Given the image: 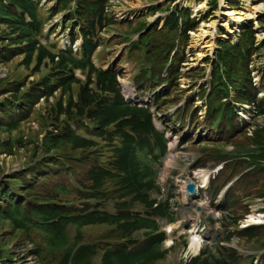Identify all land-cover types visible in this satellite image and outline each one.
<instances>
[{
    "label": "rangeland",
    "instance_id": "rangeland-1",
    "mask_svg": "<svg viewBox=\"0 0 264 264\" xmlns=\"http://www.w3.org/2000/svg\"><path fill=\"white\" fill-rule=\"evenodd\" d=\"M131 1V0H129ZM155 1H162V0H151ZM230 0H197L198 8L196 11L204 9L206 11L205 17L199 22L197 28L194 30V34L188 39V45L186 46V50L184 52V57L187 59L183 61L181 64L182 66V78L180 79L179 84L183 85L184 87L180 86V90L184 89H191L194 87V91L192 93H188L184 98L180 95H175V99L172 101H166L161 106V110L164 113H159V115L163 114H173L174 112H178L180 109L185 108L186 111H200L204 113L206 107H210L212 105L209 96L210 90L208 89L206 94L203 96L200 95L199 90L203 87L204 84L209 82L211 79L209 77H204L203 79L198 80V77L202 76L206 72V69L210 66V64L203 65L202 61H197L195 59L196 56H203L205 51L199 48H195L196 42L200 41L202 46L201 48H205L204 46L207 43V37L201 36L202 34H207V32H212L214 29H211L216 24H220L221 28H223L224 34L221 35L219 38L222 40V44H227V41L232 39V41H236V39L240 36H245L247 32L243 33V30H251L254 33V37L246 41V44H249L255 47V50L258 52H264V0H235L232 2V8L229 6ZM229 2V3H228ZM129 3L126 1L124 5H122L121 9H129ZM222 9L220 10V7ZM114 7H119L118 5H114ZM112 7V8H114ZM201 8V9H199ZM258 8V9H257ZM233 11L243 13L246 17L239 18L237 22L233 23L230 20V15L228 13H232ZM257 10V11H256ZM250 16V18H247ZM220 18V19H219ZM248 21L250 23H244V21ZM120 24L112 25L105 28L103 31H99L103 38H119L120 36L117 33L120 32L121 28L119 27ZM227 25H230V28H227ZM6 27L0 26V36L5 32ZM201 30V31H200ZM7 35L9 33H6ZM1 40V39H0ZM210 45V44H208ZM1 46V41H0ZM190 48V49H189ZM224 50V49H223ZM226 53V52H225ZM109 53L102 52L98 57L100 61H103L107 58ZM194 54L196 56H194ZM191 57V58H190ZM21 57H15L7 64L0 63V99L5 98L8 96L9 88H8V81L13 82L17 81L20 82L19 88L21 92H24L27 88L31 86V82L38 79V75H34L33 77L30 75V72L26 70L21 62ZM233 62L235 60L232 59ZM259 63L264 64V53L256 56H253L250 59L249 63V71L250 76L252 79V84L256 88L260 86L261 77L257 73V69L259 68ZM123 64V63H121ZM31 67L33 65L30 64ZM46 71H44L45 73ZM195 73H197L195 75ZM221 71L217 70L216 74H220ZM228 75V74H227ZM232 93L227 92L216 98V101L222 107H218L216 110V115L212 116L211 125L209 128V134H214L212 130L214 126H219V122L224 117V114L229 113L234 115V109L237 105L232 104ZM263 95H258V98H261ZM181 98V99H180ZM56 98L47 100H41L38 104L39 106L36 107L35 111L31 115L32 121L31 123L27 124L25 128L21 130L20 133L18 132H9V127L3 125L0 128V140H4V146L0 148V181H4L5 179H14L16 178L17 171L22 169L24 165L32 160H36L38 157L42 156L41 154V145L36 147L39 142L40 136L46 126H48L51 113H49L50 107L55 103ZM179 101V102H178ZM173 102H178L174 107L167 108L169 104ZM239 105L246 103H238ZM120 105L115 107H108L106 111V115H108L112 110L119 108ZM167 108V109H166ZM157 109L156 111H159ZM251 112V109H250ZM252 114V112H251ZM253 115V114H252ZM188 117H186L187 119ZM261 122V120H259ZM171 135L170 140L173 143L179 142V136H176L174 139V133L169 130ZM10 138L11 141H8L5 145V141ZM24 138V142L26 145L22 144V140ZM190 140V141H189ZM219 139H208L202 138L194 139V137H188L184 140L180 141L178 152L176 153H168L165 159H159L156 161V166L151 163V161L146 157V152L143 148L136 149V159H138L141 164H145V168L142 165H137V170L134 172L137 176H147L145 184H149L150 179L153 178L155 182V175L159 168V175H158V184L161 188L162 196H161V203L169 207H177V214L180 211H193L196 202L198 205H203L205 202L194 200L193 197L185 198L183 197L184 187L190 182H196V179H200L204 174H212L209 172V169L213 168V164L210 162L212 158V152L208 151L205 147L206 144L213 142V143H220ZM15 143L12 145V142ZM246 141L244 137H238L235 139L234 142H243ZM98 146L100 147L101 144L99 141ZM185 144V145H184ZM228 151H231V148H227ZM57 151H60L62 156L68 158L69 160L75 157L80 156L81 161H88L90 160L89 156L91 155H100L102 152V147L96 153H90V151L82 150L80 153L77 150H71V147L66 143L62 144L58 148L51 150V153L54 154ZM233 151V148H232ZM95 156V157H96ZM128 159L130 160V156L128 155ZM192 163V165H190ZM190 165V166H188ZM158 167V168H157ZM194 170V172H193ZM22 171V170H21ZM235 174L240 173L241 169L235 168L233 171ZM148 173L150 174L148 176ZM227 175V174H225ZM228 175H231L228 174ZM263 174L257 175L260 181L263 180ZM223 172L220 173L215 182L219 181V186H223L225 183V178L223 177ZM258 179H256L257 181ZM237 181H233L236 183ZM250 183H252V179H250ZM138 185V183H135ZM154 184V183H153ZM256 182L253 184L255 185ZM152 185V184H151ZM139 186V185H138ZM183 187V189H182ZM234 188V186H233ZM231 188L228 192L232 191ZM252 186L249 184L248 186H242L233 194L234 200H239V205L242 204V201L247 202L251 198V191ZM221 189H219L220 191ZM64 199L68 200H75L73 196H65L62 195ZM155 197V196H154ZM26 200V198H25ZM185 200V201H184ZM20 202V201H19ZM231 203V202H229ZM111 205V204H109ZM237 205V208H239ZM228 204L215 211H211V209H206V214L208 219L215 221L217 219V223H214V228L217 226L219 229H226L227 223L233 221L234 213L236 211V207L233 206L232 209H227ZM238 214H241V210H237ZM101 226H96L95 229H84L83 233L87 239V231L94 232L100 229ZM16 230L12 227H0V258H8L5 259V264L16 263L17 264H50L47 260L48 254L45 253L44 255L37 256L35 258L32 255V249L30 248L28 240L24 236L17 237L15 234ZM214 231L210 232L209 236H213ZM108 234V233H107ZM111 234V233H110ZM109 234V235H110ZM36 235V233H35ZM264 235V234H263ZM26 237H30V235H25ZM222 238V237H220ZM176 241L180 245H187L190 244V240L186 238H176ZM244 241V240H242ZM43 245V238L41 234H38L37 237V247H41ZM248 243H244V246H247ZM213 245H208V253L204 256L198 257L196 259L197 264H201L200 261L205 259L206 261L210 262L216 258H218L217 248L212 247ZM26 256L21 257L22 253L25 250H28ZM8 250V251H6ZM206 250V251H207ZM134 255L131 258L125 260L126 264H134L135 257ZM112 258H116L113 264H120L123 260L119 259L118 255H113ZM51 258H49L50 260ZM16 260V261H14ZM23 260V261H22ZM92 263L98 262V257L94 256L92 258ZM111 264V262H110Z\"/></svg>",
    "mask_w": 264,
    "mask_h": 264
},
{
    "label": "trees",
    "instance_id": "trees-1",
    "mask_svg": "<svg viewBox=\"0 0 264 264\" xmlns=\"http://www.w3.org/2000/svg\"><path fill=\"white\" fill-rule=\"evenodd\" d=\"M17 1H18L17 3H19L23 8H25L31 15L33 14L34 12L33 5H30V7H28L27 5L28 2L30 3L29 0L27 1L17 0ZM105 2L106 0H80V8L82 10L83 15L94 21L97 19V14L103 12ZM0 7L6 9V7H4L3 0H0ZM4 19L6 24L5 26L6 30L2 34L1 40L6 41L8 45L13 46L14 48L12 51H9V48L5 50L2 49V51L0 52V62L7 63L9 59L13 58L15 55L24 54L25 56L24 64L28 66L30 63V57L34 47L33 41L31 40V32L29 30L30 27L27 24H25L21 19H18L17 17L12 16L10 14H4ZM6 33L9 34L7 35ZM24 41L28 43L26 46L21 47ZM42 56L43 53L41 52V58ZM41 58L39 61V65L41 62ZM67 66L68 65L65 64L62 59H60L56 73L51 76L53 78L57 77V81H58L57 85L53 86L54 82H52L51 79H46L40 82V84L45 87V91L43 95H45L46 97L52 96L53 92L57 91V89H59L60 87L62 88L61 89L62 95H66L70 93V86L73 81V78L71 75V69L70 67L69 69H67ZM26 69H28V67ZM113 81L114 79L111 76H108L106 74L98 75V87L100 88L99 94H93L88 90L87 86L83 87L79 93V99L81 102V104L78 107L79 113H81L83 110L80 107L81 105H85L87 108L96 109L99 103V109L96 112H94V114L91 115V117L99 120L101 124L112 121L115 117H117L121 113L129 112V114L133 115L132 122L134 123V125L149 130L150 118L148 114L143 110L140 109L133 110L125 106H120L119 108L112 110L108 115H106V111L108 107H115L121 104L118 96L116 98V101L108 100V99H112L113 97H110L111 94L113 92H116L115 91L116 88L114 87L115 85ZM243 98L247 99L251 104H255V101H253L250 96V91H247L243 95ZM60 104L61 103H59V105ZM259 111H263V108H259ZM62 113H64V111L60 112V114ZM66 114L70 116L69 111H66ZM10 126H12V124H10ZM120 127L121 124H118V128ZM46 141L49 143L48 147H54V146L58 147L62 142H67L73 148H82L86 145L85 141L75 140L71 136H67V138H61L52 143H50L49 139L47 138ZM131 143L132 141L129 140V146L126 149H121L119 151V154L123 155V158L122 160L118 158V166L121 170L125 172L132 171L134 173L137 170V165H142L144 168L146 166L143 163L141 164V162H139L138 159H136L137 156L135 154L134 148L140 146ZM127 155L130 156V160L127 158ZM150 174L148 173V176ZM147 178H148L147 176H140V175L137 176V174L135 173L133 175L134 181L140 184L145 182ZM150 180H153V178H151ZM232 203H234V201L230 203V206L232 205ZM10 209L11 207L7 208L4 213L0 212V222L3 223L4 221H8L13 225V226L7 225L8 228L14 227L20 232H23L26 229V223L30 222L28 215L34 216L35 218L38 219L39 222H44L45 225L52 226V223L54 222L53 215L57 213V212H53L52 214V212H50L49 210L35 209L33 207H29L27 210H25L22 208L21 204L11 209L13 211H16V213L13 215L10 214ZM97 218L98 216L88 215V216H80L75 219L71 217L65 220H71L72 223H77L80 226H84L90 221H93ZM18 222L20 225L18 224ZM64 222L65 221H62V223H59L56 226L62 228ZM0 227L2 226L0 225ZM122 228L125 229V232H129L134 227L124 224L122 225ZM157 248L158 245L155 244V246L148 247L147 249H144L143 247H139L137 249L127 251L128 253H124L123 251H116L114 255H118L119 259L123 260V262L120 264H126L125 260L133 257L134 255H137L133 262L134 264H144L148 259L158 256V251H156ZM76 259L80 262V261H85L86 257L80 254L79 258L77 257ZM115 260L116 258H112L113 262H115ZM206 263L208 262L204 261L202 264H206Z\"/></svg>",
    "mask_w": 264,
    "mask_h": 264
},
{
    "label": "bare ground",
    "instance_id": "bare-ground-1",
    "mask_svg": "<svg viewBox=\"0 0 264 264\" xmlns=\"http://www.w3.org/2000/svg\"><path fill=\"white\" fill-rule=\"evenodd\" d=\"M199 9H201V8H199ZM258 9V8H257ZM257 11V10H256ZM227 15H230V19H231V17H233L232 18V21L233 22H236L238 19H239V17H246L243 13H239V12H236V11H233L232 10V13H228ZM247 18H250V16H247ZM210 27H212V25L210 26ZM201 31V30H200ZM237 121L236 120H233L232 121V125H234L235 123H236ZM193 252L195 253L196 252V249L195 248H193Z\"/></svg>",
    "mask_w": 264,
    "mask_h": 264
}]
</instances>
